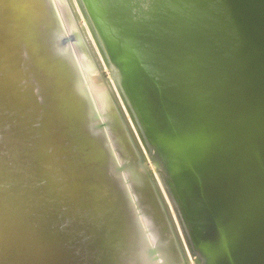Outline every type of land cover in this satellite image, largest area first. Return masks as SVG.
Returning a JSON list of instances; mask_svg holds the SVG:
<instances>
[{
  "label": "bare ground",
  "instance_id": "6f19581e",
  "mask_svg": "<svg viewBox=\"0 0 264 264\" xmlns=\"http://www.w3.org/2000/svg\"><path fill=\"white\" fill-rule=\"evenodd\" d=\"M75 1L100 49L105 69L92 41L83 43L87 55L104 82L111 73L121 100L120 104L116 98V108L111 101L114 94L106 93L112 108L109 119H98L94 125L111 124L128 144L133 154L130 175L145 189L162 222V244L145 247L149 259H154L148 264H174L175 255L181 253V264H264V74L244 76L242 81V76L234 71L232 49L222 47L219 41L204 45L192 36L191 30L200 32L204 24L210 26L208 32L215 30V23L204 15L207 0H114V6L111 0ZM146 1L148 8H140ZM66 4L77 20L73 3L67 0ZM237 4L245 38L258 61L264 63V0H238ZM48 17L39 0H0L2 116L6 120L18 116L36 121L31 127L39 125L33 130L40 139L30 141L29 150L34 152L39 147L52 152L55 161L72 147L86 145L93 135L95 147L88 153L89 175L97 179L102 175L98 180L101 186L111 184L112 178L106 175L113 164L111 151L102 143V130L91 131L92 93L88 88L75 89L72 82L68 84L70 71L65 67L59 71L61 61L67 62V54L56 53L60 61L54 65L47 60L51 53L47 45L52 43L48 42ZM23 38L35 40L24 49ZM53 58L57 59L55 55ZM255 62L252 65L259 67L260 62ZM112 69L116 72L112 73ZM120 79H127L123 86ZM65 81L66 88H71L63 89ZM15 85L21 97L13 94ZM258 97L259 103L255 101ZM123 114L129 115L135 131ZM38 117L42 119L39 121ZM71 156L73 161L83 157ZM123 165L127 166L128 161L115 163L111 168ZM120 175L126 177L125 172ZM78 186L74 183L64 189L69 192ZM17 196L21 198L20 205L30 200L27 206H31L35 200L33 194ZM95 199L90 193L75 197L89 206ZM108 203L107 216L112 211L108 222L93 219L91 229L93 235L108 233L110 241L101 246L90 240L86 245L90 250L81 245L83 253L96 251L91 253L90 264H143L136 249L141 242L133 227H129L128 239L117 237L119 217L129 216V209L124 207L121 211L116 198ZM30 210L32 214L33 207ZM179 239L182 251L177 246ZM162 252L166 255L164 260ZM9 254L5 256L11 259ZM112 254L115 256L111 260L115 259L109 262L107 256Z\"/></svg>",
  "mask_w": 264,
  "mask_h": 264
},
{
  "label": "water",
  "instance_id": "95a60500",
  "mask_svg": "<svg viewBox=\"0 0 264 264\" xmlns=\"http://www.w3.org/2000/svg\"><path fill=\"white\" fill-rule=\"evenodd\" d=\"M246 21L247 19L243 20L245 23ZM65 39L58 45L72 41L71 38ZM215 41L218 39L214 35L209 43ZM94 68L98 72L97 67ZM100 77L103 79L102 75ZM12 88L13 94L18 97L20 89L16 85ZM119 88L123 94L122 87ZM2 90L0 88L1 94ZM123 96L126 99L124 94ZM1 110L0 106V264H7L5 254L8 255L12 251L16 253H10L13 258L9 264H19L21 259H23L21 264H90L91 256L96 251L89 252L88 255V251L83 253L81 245L85 248L89 247L86 245L91 240L103 246L102 244L110 241L108 233L103 231L99 235H93V229H91V223L94 220L100 219L108 222L107 217H110L112 213L110 210L107 216L110 203L92 201L93 203L90 202L92 205L89 206L85 202L76 201L74 195L64 189L68 185L77 183L74 180L73 171L69 172L71 164H64L62 161L65 159L62 156L55 161L52 152L46 153L42 148L38 147L34 152L29 150L30 141L36 137L40 139L33 130L39 125L35 124L31 127L36 121L31 122L18 116L6 120ZM12 110L14 113L17 112L15 103H13ZM37 119L40 121L42 118ZM106 127L111 126L103 123L95 126L93 130L94 132L96 129L103 131ZM83 159L85 158L72 160V164L74 163L77 168L83 167V164L88 162ZM131 166L132 164L128 162L127 166L123 165L118 169L111 168L106 175L112 177L126 171L125 180L128 181V185L131 188L140 187L130 175ZM87 172L90 173L89 166ZM146 175H148L147 172ZM98 177L101 179L102 175ZM61 186L62 188L58 190ZM17 194L21 196L33 194L36 201L31 200L33 201L32 205L30 204L33 207L32 214L30 213L32 207L27 206L30 200L20 205L21 198L18 199ZM64 199H66L65 202ZM21 208L22 210H19ZM119 218L117 229L120 234L117 237L126 240L129 237V227L135 221V217L122 214ZM137 234L141 242L139 247H136L139 259L143 264H148L154 260L149 259L150 256L145 250L148 241L142 234ZM160 236L163 239L162 232ZM144 243L147 244L142 248ZM158 244H162V240ZM163 255H165L164 252L161 254V259ZM112 256L113 254L110 258L107 256L109 262Z\"/></svg>",
  "mask_w": 264,
  "mask_h": 264
},
{
  "label": "rangeland",
  "instance_id": "374dc122",
  "mask_svg": "<svg viewBox=\"0 0 264 264\" xmlns=\"http://www.w3.org/2000/svg\"><path fill=\"white\" fill-rule=\"evenodd\" d=\"M39 1L41 2L42 7L47 10V14L49 13V16H50V17H48L50 19V21H49V24L47 25L48 27L51 28L50 37L48 39V42L49 43L52 42V43H50V45L47 43L48 44L47 45L48 52L49 53L51 52L50 56H47V60L50 61V65H54L57 61H60L57 58L56 53L60 54V55H63V54L68 55L67 56L68 59L66 60L67 61L66 63L64 61L63 62L61 61L62 65L59 66V71H60V69L62 70L65 67L66 70L70 71L68 73L69 78H67V76H66L67 82L69 81L68 84H70L72 82L73 85L72 84L71 85L73 88L80 89L81 88L80 86H82V89L86 90L88 88L90 91L89 93H92V95H91V97H92L91 101L93 104L92 108H94V107L95 108L93 110L91 108V105L89 104V112H91V113H89L90 114L89 117L91 120H93L92 125H91V131L94 132V130H93L95 128L94 122H97L100 119H107L108 120L109 116H110L108 114V112L110 113V111L112 110V108L110 107V105L107 102L108 98H107L106 93L111 95L110 92L112 91V93L114 94L115 97L111 95L112 96L111 101L113 102L114 107L118 108L117 103L115 101L116 98H118V100H117L118 103L121 104L120 96H119L118 90L116 88L117 85L115 84L114 80H112L113 77H111V73L106 75V77H107L106 82H108V83L104 82V80L101 78H100L101 82L98 79L99 76L97 75L96 69L94 68L93 64L91 63V61L87 55V51L84 48L85 44H83V43H86V44L89 43L90 44V42L92 41L91 44L93 43L92 45H94L95 41L93 40L94 38H93L92 34H90L91 32L88 30L89 26L84 19L83 11L81 9H79L80 8L78 6L79 4L77 5L78 1L76 2L75 0H68L71 4L73 3L72 5L74 6L73 7L74 8V14H75V16L77 15L76 16L77 20H74L73 15L71 13H69L68 5L66 4L67 0H39ZM111 2H112V6H114L113 5L114 0H111ZM237 3H238V0H207L206 5H205V9H204L205 10L204 15L207 16L209 20H211L212 22L215 23V30L212 32H208V28L210 26L208 24H204V25H202L200 32L196 31L194 28L191 30V33H192L193 37L197 38L199 40V42L203 43L204 45H208L210 39L212 37H214V35H215V37L218 39V41H219L220 45H222V47L232 49L231 51L234 54L233 55L234 71H237L238 74H240V78L242 76V81H244L246 79L244 76H247L249 78V76H251L252 74H254V75L264 74V66H263L264 63H261L260 61H258V58L253 53L254 50L251 47V45L249 44L248 39L245 38V32H243V26L244 25L241 21L242 17H240L242 12H240V9L238 8ZM148 6H149V3H147V1H146V2H142L139 7L142 9H145V8L147 9ZM65 10H67L68 12ZM81 13H82V15H81ZM58 18L59 19L61 18V20L59 21ZM46 21H48V20L46 19ZM76 21H78V22H76ZM65 33H68V34H65ZM81 33H82V37H81ZM77 34H79L80 36ZM65 35L66 36L69 35V38H71V39L74 37V39L69 42L71 45L67 44V43L64 45H61V46L58 45L59 43H61L65 40V38H64ZM89 35H90L91 39H90ZM32 40H35V39L31 38L28 41H25L23 38L22 43H23V46H25L24 49H27L32 45V43H33ZM81 40H82V42H81ZM70 46H72V47H70ZM86 48H88V46ZM93 49L95 50L97 58L102 65L103 58L101 56L100 49L97 48V43L95 44V46H93ZM99 54H100V56H99ZM54 55L57 58L56 60L53 58ZM74 57L75 58L77 57L76 58L77 60ZM255 60L257 63L260 62V63H258L259 67L258 66L255 67V64H254V66L252 65L251 62H253ZM79 64H80V66H79ZM251 65H252V67H251ZM90 66H91V69H90ZM79 68H81V70ZM103 68H104V66H103ZM52 69H54L53 66H52ZM112 70L114 72H116L115 69H112ZM81 71H83V72L81 73ZM65 72L67 73V71H65ZM96 75L98 78L96 77ZM120 81H121V84L123 86L124 80L120 79ZM111 83L113 85H111ZM243 83L249 84L247 82H243ZM64 85H65V87L63 89L71 88V86H68V88H66L67 87L66 81H65ZM105 89H106V91H105ZM108 89H110V90H108ZM102 97H103V100H102ZM260 99H261V97H258V100H255V101L259 103ZM93 101H94V103H93ZM262 103H263L262 105H264L263 101H262ZM121 107L123 109L124 106L121 105ZM95 109H96V111H95ZM124 109H125V107H124ZM125 111H126V109L124 110V112ZM261 114H262V116H264V110L261 111ZM125 115H126V117H125ZM93 116H95V117H93ZM94 118H96V119H94ZM123 119L124 120L126 119L128 121L129 126L131 125V120H129L130 117L128 114H123ZM108 123H109V121H108ZM130 127L132 129H134V131H135V128L133 127V125ZM99 135L102 136L101 138H103L102 143L104 144L105 149L108 148V151H111V153H109V155L111 156V154H112L111 157L113 160V164L121 163L123 161L132 162L131 158L133 157V154L131 153L130 149H128L129 148L127 146L128 144H126L124 142V140L121 139L117 135V133L115 132L112 125H111V127H106L102 132H100ZM92 136H90V139H88L89 141L86 143V145H84V146L81 145L82 147H80V146L72 147L73 150H68L67 153L64 155V159H65L64 161L67 162L69 165L71 164V166H69V168L71 169V170H69V172L73 171L72 174L74 175V180H76L77 184L79 185L78 187H75L72 191H70L69 193H71V195H74V197L82 196L84 194L87 195L89 193L94 194L96 196L95 201H100L101 203H107L108 201L112 202V200H114L116 198L117 199V205L116 206L118 208H120L121 211L124 207L128 208L129 212L131 213L130 215H132L136 218V220L131 225L133 227V230H135V231H133V230L132 231L134 233H139V234L141 231L142 236L144 235V238L146 239V241H148V244L160 243L162 240V237L160 236L161 235L160 225L162 226V222L158 219L159 215L157 214L156 210L154 211L152 209V204L147 199V194L145 193V189L142 186L131 188L130 185H128V181L125 180L126 177L124 178L120 174L118 176L116 175V176L109 177L110 179L112 178L111 182L109 179V182L111 184L101 186L98 182L99 179H97V177H94V175H89V173L87 172L88 165H89L88 153L90 152V148L92 146H93V148L95 147V144H94L95 142H94ZM107 136H108V140L106 138ZM138 140L140 141V144L143 147V144L141 143L140 138H138ZM113 151H114V153H113ZM79 154L82 155L85 159H87L88 162L84 163L83 167L77 168L74 163L72 164V162H73L72 160L74 158L71 155H77V157H82ZM114 155H115V157H114ZM113 157L115 159L117 158L116 159L117 161ZM256 159H257V157L254 158V161H256ZM223 162L227 163V159L224 158ZM113 164L111 165V167L113 166ZM111 167H110V169H111ZM154 169H155V171L158 170V169H156V167ZM113 177L117 178L118 181ZM123 180L125 183L123 182ZM117 183H118V185H117ZM119 184H121V185H119ZM108 187H110V188H108ZM121 187H122L123 191H122ZM126 187H128L129 189ZM131 189H132V191H131ZM111 194H113V195H111ZM132 196L135 198L131 199V198H133ZM92 199L94 200V197ZM119 202H120V204H119ZM120 205H122V206L120 207ZM135 209L138 212H136ZM135 212H136V214H135ZM151 217H152V219H151ZM141 224L143 227L141 226ZM143 224H145V225H143ZM136 226H137V229H136ZM149 231H150V233H149ZM146 244L147 243H144L142 246H146ZM177 246H178V248H180L181 251L184 250V247H182L183 244L181 243L180 239H179V243L177 244ZM142 248H144V247H142ZM13 252L16 253L15 251H12L10 253H13ZM143 252H144V249H143ZM165 256L166 255L162 256L163 260L166 259ZM182 256H183L182 253L180 256L175 255V259H173L174 264H181V260H182L181 257ZM10 257H11V259L6 257V260L8 258V260L6 261L7 264H9L12 261L13 257L12 256H10ZM54 264H56V263H54Z\"/></svg>",
  "mask_w": 264,
  "mask_h": 264
}]
</instances>
